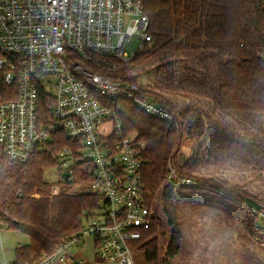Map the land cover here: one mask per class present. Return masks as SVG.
Segmentation results:
<instances>
[{
  "label": "built area",
  "instance_id": "2783aa9c",
  "mask_svg": "<svg viewBox=\"0 0 264 264\" xmlns=\"http://www.w3.org/2000/svg\"><path fill=\"white\" fill-rule=\"evenodd\" d=\"M152 40L143 0H0V81L14 95L0 100L4 153L25 161L61 132L68 144L56 154L57 182H73L79 165L78 173L89 175L82 190L100 197L79 230L28 264H90L71 254L85 239L92 242L93 263L134 264L131 249L151 226L154 211L143 197L145 142L122 131L115 102L130 100L166 122L177 116L135 81L111 74L116 67L109 62L128 63ZM193 118L182 131L180 153L191 142L183 160L195 149ZM164 182L173 189L201 187L174 163L167 164ZM51 190L56 194L58 186ZM252 210L264 226V208Z\"/></svg>",
  "mask_w": 264,
  "mask_h": 264
},
{
  "label": "trees",
  "instance_id": "16d2710c",
  "mask_svg": "<svg viewBox=\"0 0 264 264\" xmlns=\"http://www.w3.org/2000/svg\"><path fill=\"white\" fill-rule=\"evenodd\" d=\"M143 3L153 38L150 46L128 63L114 59L109 63H115L116 67L111 74L135 81L143 93L177 116L176 122H166L147 115L130 100L115 102L122 131L134 132L145 142L141 170L143 197L149 207L152 208L153 198L161 189L162 210L170 228L163 262L170 264L169 260L180 249V228L173 207L174 189L163 185L168 163L194 175L201 183L198 189L222 193L249 206L264 205V131H260V137L255 133L239 134L234 127L226 129L228 119L245 125L256 117L264 118V0H143ZM147 74L154 75L153 79L140 83L139 76ZM213 83L216 85L211 87ZM12 91V86L0 81V100L14 97ZM210 95L213 106L202 101ZM39 110L43 113L45 109ZM197 111L209 122L206 127L217 134L207 151L214 164L222 167L226 158L236 160L241 156L242 160L254 159L262 165H254L246 176L240 172L198 176L184 170L200 163L202 158L200 144L188 159L178 161L182 131ZM243 135L249 136L246 141ZM55 140L25 161L9 158L0 145V229H17L28 237L27 244L16 247L11 264H28L41 252L54 250L61 239L79 230L85 215L99 205L100 197L90 192L69 194L62 189L57 194L51 193V184L44 179L43 171L56 165L57 152L68 144L61 132ZM239 142L241 147L234 157L233 146ZM190 144L184 143L183 154L189 152ZM245 147L258 150L259 160L253 150H248L249 160L240 155ZM79 168V165L74 168V181L89 177L81 176ZM254 180L258 183L253 185ZM256 217L260 221L258 214ZM152 218L151 226L142 231L134 246L141 250L146 264L159 262L157 233L162 223L155 212Z\"/></svg>",
  "mask_w": 264,
  "mask_h": 264
},
{
  "label": "rangeland",
  "instance_id": "374dc122",
  "mask_svg": "<svg viewBox=\"0 0 264 264\" xmlns=\"http://www.w3.org/2000/svg\"><path fill=\"white\" fill-rule=\"evenodd\" d=\"M154 75H140L139 82H146L153 79ZM214 84L211 87H214ZM203 103L214 105L212 95L202 99ZM195 126L203 123L199 128L197 125L193 129L194 147L202 145L201 162L193 167L184 168V170L196 175H206V173H214L217 175H225L227 173H238L249 175L251 169L256 165L261 166L262 163H256L250 159L248 150L257 153L259 160L260 152L255 148H243L240 155H246L249 161L242 160L241 156H237L236 160L226 158L223 162L224 166L214 164V159L209 158L207 151L211 149L214 143V134L211 129L206 127L207 120L197 111L193 113ZM216 120V118H215ZM227 127L236 130L239 134L255 133L261 137L260 131H264V118L256 117L254 121L246 122L245 125H238L234 121L228 119ZM223 124V123H222ZM215 128V127H214ZM218 137V136H217ZM245 138L249 136H242ZM190 141V140H189ZM212 143V144H211ZM233 155L241 147V142L234 145ZM185 155L180 153L178 161H182ZM255 157V156H254ZM188 168V169H187ZM213 171V172H212ZM264 175V169L262 170ZM43 177L52 185L58 186V192L65 189L69 194L84 193V179L74 182H57L58 175L56 167L51 166L45 168ZM258 183L254 180L252 184ZM163 185H166L163 182ZM52 193V190H51ZM56 193V194H57ZM173 207L177 222L180 228V249L178 253L169 260L170 264H264V226L256 217L251 209L264 208V205L253 204L247 205L244 201L228 199L222 193L212 192L207 189L189 188L173 190ZM54 194V193H52ZM152 208L155 217L161 220L162 228L158 230V246L159 258L158 264H165L164 251L166 249L165 240L170 236V228L166 224L165 215L162 210V192L161 189L156 192ZM260 228H259V227ZM262 226V227H261ZM28 243V237L17 229H0V260L13 261L15 258V249L18 245ZM82 246V245H81ZM81 246L75 247L72 251H80L84 260L91 258V245L88 243L81 249ZM132 257L134 264H146L143 254L139 248L132 247ZM88 255V258H87ZM90 264L92 260L88 261Z\"/></svg>",
  "mask_w": 264,
  "mask_h": 264
},
{
  "label": "crops",
  "instance_id": "0c3cea01",
  "mask_svg": "<svg viewBox=\"0 0 264 264\" xmlns=\"http://www.w3.org/2000/svg\"><path fill=\"white\" fill-rule=\"evenodd\" d=\"M88 243L91 245V248H92V249H91V252H90V250H89V252H88L89 254L91 253V258L89 259V258H88V255H87V258H88L87 261L93 259V252H92V251H93V247H92V242H91L90 239H85L83 245L81 246V249H83L84 246H85L86 244H88ZM71 254H72L73 256H79V257L82 258L80 251H76V250H75V251H72ZM54 264H58V263H54Z\"/></svg>",
  "mask_w": 264,
  "mask_h": 264
},
{
  "label": "water",
  "instance_id": "95a60500",
  "mask_svg": "<svg viewBox=\"0 0 264 264\" xmlns=\"http://www.w3.org/2000/svg\"><path fill=\"white\" fill-rule=\"evenodd\" d=\"M63 178H67V173L62 174Z\"/></svg>",
  "mask_w": 264,
  "mask_h": 264
},
{
  "label": "bare ground",
  "instance_id": "6f19581e",
  "mask_svg": "<svg viewBox=\"0 0 264 264\" xmlns=\"http://www.w3.org/2000/svg\"><path fill=\"white\" fill-rule=\"evenodd\" d=\"M187 143V142H186Z\"/></svg>",
  "mask_w": 264,
  "mask_h": 264
}]
</instances>
